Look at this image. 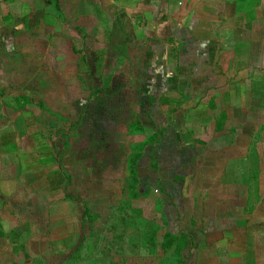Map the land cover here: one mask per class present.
<instances>
[{
	"label": "crops",
	"instance_id": "1",
	"mask_svg": "<svg viewBox=\"0 0 264 264\" xmlns=\"http://www.w3.org/2000/svg\"><path fill=\"white\" fill-rule=\"evenodd\" d=\"M45 40L54 60L65 57L56 40L71 47L80 72L89 51L97 74L111 55L119 70L151 75L156 127L144 133L165 132L145 152L162 189L180 186L176 197L163 191L185 205L174 233L187 238L181 264H264V0H0V264H62L81 239L69 153L61 158L38 102L13 79L38 72ZM190 117L204 123L195 135L185 132ZM184 146L195 165L178 175ZM73 224L79 241L69 248Z\"/></svg>",
	"mask_w": 264,
	"mask_h": 264
},
{
	"label": "rangeland",
	"instance_id": "2",
	"mask_svg": "<svg viewBox=\"0 0 264 264\" xmlns=\"http://www.w3.org/2000/svg\"><path fill=\"white\" fill-rule=\"evenodd\" d=\"M73 34L80 50L82 42L75 41L79 34L76 30ZM58 41L54 45L61 54L65 48V57L55 54L54 60L47 56L45 40L38 72L14 75L13 79L17 88L23 87L38 102L35 113L40 127L61 158L62 153L64 157L69 153L62 164L71 177L67 192L77 202L82 233L79 241L76 224L72 225L73 234L63 244L70 248L79 243L62 264H181L187 238L174 233L178 209L185 205L177 208L163 191L176 197L180 186L162 189L156 178L157 165L152 162L149 167V151L145 152V146L154 144L160 130H165L161 127L151 137L144 133L150 123L155 126L150 121L154 114L151 101L158 95L146 87L151 75L140 66L123 72L111 55L104 61L103 73L99 67L97 74L98 58L89 51L88 72H80L78 56L62 41L58 46ZM190 118L193 121L184 122L185 132L195 135L204 123ZM186 150V146L178 149V156H188L178 166V175L195 165L194 156ZM49 151V162L58 166L57 153L54 157L52 149ZM46 159L42 160L45 164ZM175 166L171 162L168 167ZM55 175L56 183L64 179L61 170ZM179 221L182 224L181 215Z\"/></svg>",
	"mask_w": 264,
	"mask_h": 264
}]
</instances>
